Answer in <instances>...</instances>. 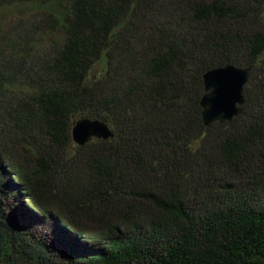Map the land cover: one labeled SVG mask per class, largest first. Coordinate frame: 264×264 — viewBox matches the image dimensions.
Listing matches in <instances>:
<instances>
[{
  "label": "trees",
  "instance_id": "trees-1",
  "mask_svg": "<svg viewBox=\"0 0 264 264\" xmlns=\"http://www.w3.org/2000/svg\"><path fill=\"white\" fill-rule=\"evenodd\" d=\"M0 264H264V0H0Z\"/></svg>",
  "mask_w": 264,
  "mask_h": 264
},
{
  "label": "water",
  "instance_id": "water-1",
  "mask_svg": "<svg viewBox=\"0 0 264 264\" xmlns=\"http://www.w3.org/2000/svg\"><path fill=\"white\" fill-rule=\"evenodd\" d=\"M250 68L227 65L207 71L203 75L205 94L201 98L202 120L205 126L230 122L243 113L244 88ZM72 138L82 147L92 140L107 141L113 138L110 128L98 120L81 119L75 122Z\"/></svg>",
  "mask_w": 264,
  "mask_h": 264
},
{
  "label": "rangeland",
  "instance_id": "rangeland-1",
  "mask_svg": "<svg viewBox=\"0 0 264 264\" xmlns=\"http://www.w3.org/2000/svg\"><path fill=\"white\" fill-rule=\"evenodd\" d=\"M100 68H101V66H100V65H98L96 70H100Z\"/></svg>",
  "mask_w": 264,
  "mask_h": 264
}]
</instances>
